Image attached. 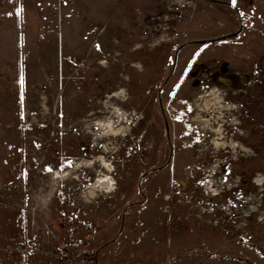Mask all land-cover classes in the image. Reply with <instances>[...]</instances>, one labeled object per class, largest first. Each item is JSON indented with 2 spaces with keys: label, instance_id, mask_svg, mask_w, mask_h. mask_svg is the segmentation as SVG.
<instances>
[{
  "label": "rangeland",
  "instance_id": "rangeland-1",
  "mask_svg": "<svg viewBox=\"0 0 264 264\" xmlns=\"http://www.w3.org/2000/svg\"><path fill=\"white\" fill-rule=\"evenodd\" d=\"M222 80L244 115L215 146L195 120ZM66 238L264 264V0H0V264H68Z\"/></svg>",
  "mask_w": 264,
  "mask_h": 264
},
{
  "label": "bare ground",
  "instance_id": "bare-ground-1",
  "mask_svg": "<svg viewBox=\"0 0 264 264\" xmlns=\"http://www.w3.org/2000/svg\"><path fill=\"white\" fill-rule=\"evenodd\" d=\"M213 87L214 86H212V89L210 90L209 94L204 97V104H202V107H204L202 108V110L205 109L207 111H210L211 116L206 119L202 116L200 119L195 120V125L200 127L202 130L211 133L212 135H216V137L211 141V143L215 146H218L222 144L218 136H221L224 133V131L221 129L224 124H221L220 128H216L215 124H218L219 122H226V116L227 114H229V112H232L234 116L238 115L235 119H233L232 117L233 120L231 121V124H237L236 120L240 119L244 115V108H241L239 106L231 107L226 103L223 97V92L227 91L228 84L225 80H222V82L217 87ZM240 150L246 151V148L242 147L240 148ZM103 165L106 168L110 167V165L107 164L106 160L103 161ZM97 184L98 186L103 187L109 186V177H99L97 180ZM93 187L96 186L94 185Z\"/></svg>",
  "mask_w": 264,
  "mask_h": 264
},
{
  "label": "built area",
  "instance_id": "built-area-1",
  "mask_svg": "<svg viewBox=\"0 0 264 264\" xmlns=\"http://www.w3.org/2000/svg\"><path fill=\"white\" fill-rule=\"evenodd\" d=\"M98 234V229H92L87 236V242H95ZM74 242V239L66 238V241L62 243L57 253L68 264H108L106 258L93 248H88V250L84 251L78 257L73 256L72 246Z\"/></svg>",
  "mask_w": 264,
  "mask_h": 264
}]
</instances>
